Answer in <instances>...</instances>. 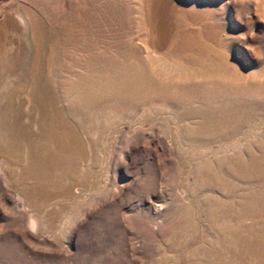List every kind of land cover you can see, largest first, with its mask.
Wrapping results in <instances>:
<instances>
[{"label": "rangeland", "instance_id": "rangeland-1", "mask_svg": "<svg viewBox=\"0 0 264 264\" xmlns=\"http://www.w3.org/2000/svg\"><path fill=\"white\" fill-rule=\"evenodd\" d=\"M50 1L53 5L49 0L48 3L47 0H0V36L4 32V35H10L5 40V52L0 53H6L13 61L10 66L2 65L6 75L0 78V264H211L217 260V254L214 255L216 252L219 253L222 248H228L226 252L234 248L230 241L234 231L238 232L239 238L253 241L255 236L250 228L264 221L261 219L264 218V207L253 204L255 215L249 218L236 201L226 199L225 195L234 191L231 185L241 191H250L254 186L222 172H216L223 180L220 181L221 185H212V174L208 169L209 165L216 167L223 160L224 163L243 165L249 159L247 155L254 139L236 136L225 141H210L208 147L204 142L203 148L181 138L175 112L182 107L184 110L194 106V95L188 100L182 95L205 88L201 86L194 90L162 88V93L147 95L145 92L134 100L131 97L116 96L108 105H104V101H107L103 99L101 103L104 107L98 104L87 109L76 108L70 101L61 102L60 81L65 78L60 74L61 71L56 72V66L60 68L59 65L67 60H76L92 53L82 52L85 47L81 43L76 46L67 43L71 38L66 26L78 22V11L81 16L86 11L84 2L91 6L93 1ZM106 1L96 2L99 3L98 12L102 15L97 36L100 40L98 48L105 58L112 57L118 51V54L115 53L117 56L114 55L119 58L117 61L131 66V46L143 44L137 35H133L138 32L135 26L139 17L134 12L144 0H117V3L116 0ZM189 1L195 3L198 0ZM203 1L214 3L217 7H227L231 0ZM240 3H237V7L233 4L236 10H240L242 18V24L237 20L241 26L237 34L240 36L236 37L240 40V48H245L243 33L252 35L251 38L255 35L257 38L254 39L263 45L264 0H242ZM174 4L178 5L174 7ZM174 4L168 8L170 12H167L169 40L181 36L184 29L202 37L200 31L205 22V26L210 25L216 30L214 34H207L212 41L207 40L215 46L218 41V45L221 42L223 44L224 32L221 31L225 28L227 30L229 26L226 14L217 10L214 17L212 14L211 17L207 16L208 20L204 10L193 7L188 10V6L185 8L180 0ZM229 11L234 14L232 9ZM171 12L175 23L172 22ZM43 14L45 18H39ZM54 14L58 17H54ZM22 15L28 24L29 41L26 39ZM107 17L112 19L107 20ZM180 17L183 24L181 27L178 26ZM58 24L60 29L57 28ZM42 25L45 31L41 29ZM47 28L53 32L49 29L47 33ZM198 29L200 34L196 32ZM229 29L231 31L234 28L230 26ZM132 32L134 34L131 37ZM45 35L48 38L51 35L53 40ZM75 35L77 42L85 39L81 34ZM133 39L136 44H133ZM48 41H53L52 45L49 46ZM58 41L65 51L57 44ZM42 42L49 44L46 43V47ZM105 46L112 47L111 51ZM45 50H48V57ZM113 50L115 52L111 55ZM108 53L111 54L108 56ZM39 54L44 56L39 57ZM63 55L70 57L65 60ZM34 60L37 66L33 64ZM73 60L70 61L71 65ZM42 62L46 67L50 64V76L45 72L43 78L36 80L37 71L44 67L41 66ZM28 64L26 75L29 77L25 76L24 82L20 83L18 79ZM29 72H32V77ZM72 72V69H68L66 73L69 79L74 78ZM169 76L176 77L173 74ZM28 78L32 80L27 81ZM47 80H52L51 91L58 103L49 110L46 117L47 109L33 107L31 119L27 120L30 111L20 108V103L22 106L27 102L28 88H41L40 85H44ZM17 81L18 85L15 83ZM19 88L26 91L22 92ZM12 94H18V97L15 96V107L11 104L14 102ZM252 149L257 153L255 148ZM201 195L205 197L203 202L199 200ZM214 202L220 213L216 223L204 210L206 205L210 207ZM220 240H227L228 243H220ZM226 258L230 262L257 260L242 247L238 251L232 250Z\"/></svg>", "mask_w": 264, "mask_h": 264}, {"label": "bare ground", "instance_id": "bare-ground-1", "mask_svg": "<svg viewBox=\"0 0 264 264\" xmlns=\"http://www.w3.org/2000/svg\"><path fill=\"white\" fill-rule=\"evenodd\" d=\"M92 1H91L92 2L91 6H88V4L86 2L83 3V5H84L83 7H86V9H85L86 11L84 10L85 12L82 14V16L76 8V10L78 11V17H79L78 18L79 20L76 19L78 21L77 23H68L67 22L68 23L66 26L67 32H68L69 37L71 38V39L69 38L70 41H68L67 43L72 44V46H76L77 43L78 44L81 43L85 47V49H84V47H82L84 49V50L82 49L83 50L82 52H88L89 51V53H91V52L92 53L90 55L87 54L89 56H87L85 53L86 57L82 56V58H78V59L75 58L76 60H73V59H70L69 61L67 60V62L65 61V63L63 64L64 66L62 65V63L59 65L60 68H57L58 65L56 66V69L53 67L55 70H57L56 72L61 71L60 74H62L63 75L62 77L65 78V80L60 81V87L62 86L61 91H60V96H59L60 101L61 102L70 101L72 103V105L76 108L87 109V107L92 106V105H95V106L98 104L102 105L101 101L103 99L107 101V102L104 101V105H106L105 103H107V105H108L109 101L111 102L113 99L114 100L116 99V96H121V95L123 97H128V98L131 97V99L134 100L135 98L140 97L141 95L145 94V92H147V95L148 94L150 95V93H152V94L162 93V91H161L162 88H190V89L194 90L195 88H198L199 86L205 87V88L197 89V91H192V93L190 91L191 94L188 93V94H186V96H185V94L182 95L183 98H185L186 100H188V98L192 97L193 95L195 96V98H194V104H193L194 106H192V107L188 106L189 108L184 109V110H182L183 109V107H182L180 110H177L175 112V116H176L177 120L179 121L178 125L180 126L179 135L181 138H184V139L191 141L192 144L194 143L195 146H202L203 148L205 146L204 142H206V147H208V145L211 143L210 141H213V142L225 141L227 139H231V138H234L236 136L254 139L252 141L253 143H251V147L255 148L257 150V153L253 152L252 151L253 149L250 147V149L248 151V155H247L249 157V159L248 160L246 159L247 162L246 161L243 162L244 163L243 165L237 166L236 164H233V163H224V160H223V161H219L218 164L216 165V167L213 165H209V169H208L209 172L212 174L210 177L212 185H215V186L219 185V184L221 185V183H220V181L222 180L221 176L217 175L216 172H222V173H225L229 176H233L234 178H237L238 180H240L243 183L250 184V185L254 186V189H252L250 191H241V190H239V188L235 187L234 185H231L232 189L234 187V189H233L234 191L228 195H225L226 199H228V200L233 199L234 201H236L240 205V207L243 208L245 214L248 215L249 218L251 216L253 217L255 215L254 214L255 212H253L254 210L252 207L253 204L257 203L260 206L264 207V44L261 45L260 41H258L257 39H254L255 33L254 34L252 33L254 35V37L251 38L252 35L248 36V33L244 34L241 31L243 33L242 36L244 35L243 43L245 44L244 45L245 48L244 49L240 48V44H239L240 40L236 37L240 36L237 34L241 30L240 29L241 26H239L240 24L237 23V20L241 22L242 18L240 19L241 12L239 9H238L239 11L236 10V7L239 5L237 3L242 2V0H231L230 5L228 4L229 6L227 5V7H217V6H214V3L210 4V3H208L209 1L206 2L203 0H198L195 3H193L189 0H180L181 3L183 2V4H185V8L188 6L187 7L188 10H190L189 7L190 8L193 7L195 9H199L202 11L204 10L203 13L206 14V18H208L210 16V14H212V16L214 17L215 16L214 14L218 13L217 10L221 11L222 14H226V20L228 21V25H229L227 28L228 31L226 30V28L223 31H221V32H224L223 44H221L222 43L221 42L220 45H218L219 44V41H218L217 43L215 42L216 46L213 45V43L212 44L210 43L212 40L210 38H208L209 35H207L208 33L214 34L215 33L214 31H216V30L214 28L210 27V25L205 26L206 25L205 22H204V28L203 29L201 28V31H200V29H198V31H196L198 33L200 31L202 33V37L200 35H196L197 33L192 34V32L189 33L184 29V33L181 36H174L172 40H169V38H171V37H167V34L169 33V32L167 33V31L169 28L167 27L168 24L166 22L169 19L168 13L170 12V9H168V8L171 5H173L174 3H176L177 0H175L174 3H173L174 0H144V2L142 4L139 3L137 5L139 9L136 8V10L134 12V14L135 13L137 14L136 16L139 15L138 19H136L137 24L135 26V27H137L136 29H138L137 30L138 32H137V34H134L133 32L131 34V37L133 34H134L133 35L134 37H135V35H137L136 36L137 39H140L142 41L141 43H143V44H141V45L136 44V43H134L135 40L133 39V41H132L133 44H136L139 46H136V45L131 46V66H130V64L128 65L123 61L121 62L122 64L119 61H117L119 58L115 57V56H117L116 54H118L117 53L118 51L115 52V50H113L112 54L108 53V56H109V54L113 55V53L115 52L116 53V54L114 53L115 56L113 55L112 57L105 58V55L103 53L104 57H102V53H101L102 50H99L100 40L98 41V38H97L98 33L100 31L101 24H102L101 23L102 21L100 18V17H102V15L99 14L100 11L98 12V9H97L99 3L96 4V2H98L99 0L98 1L92 0ZM107 1H106V3H107ZM57 2L59 3L60 1L57 0ZM64 2H66V1H64ZM72 2L70 1V3H72ZM42 3H43V1H42ZM47 3H48V0H47ZM49 3L52 4V1L49 0ZM54 3H55V1H54ZM101 3L103 4V2H101ZM110 3H109V5H110ZM115 3H117V0ZM233 4L236 7H234ZM52 5H51V7H52ZM67 5H68V2H67ZM177 5L174 4L173 6L175 7ZM58 6H56V7L58 8ZM61 6H62V4H61ZM81 6H79L80 9H81ZM62 7H64V6H62ZM182 7H183V5H182ZM52 8H54V6ZM52 8H50V9L52 10ZM70 8L72 9V7H70ZM108 8H107V10H109ZM230 9L233 10L234 14H232L229 11ZM46 10L50 11L48 9H46ZM81 10H83V9H81ZM172 10L174 11V8ZM176 10H178V9H176ZM191 10H193V9H191ZM70 12L72 13V11H70ZM59 13H57V14H59ZM61 13H62V11H61ZM107 13H109V12H107ZM183 13H184V11H183ZM197 13H198V11H197ZM49 14L51 15V17H53V13L51 14V12H50ZM47 15H45V16L48 17ZM56 15L54 17H56ZM62 15H64V14H62ZM66 15H67V13H66ZM114 15H116V14H114ZM170 15L172 16V12ZM38 16H39V14H38ZM195 16H196V14H195ZM41 17L45 18L44 14H43V16H40L39 18H41ZM51 17H48V18L50 19ZM57 17H58V15H57ZM64 17H65V15H64ZM183 17H184V15H183ZM43 18L40 20H43ZM68 18H70V17H68ZM76 18H77V16H76ZM171 18H172V22H174L173 21L174 17L172 16ZM217 18H218V16H217ZM109 19L111 20L112 18H108L107 20H109ZM175 19H176V17H175ZM23 20H24V17L22 15V22L24 23V27H25L26 33H27L26 39H27V41H29L28 40V24H27L26 20H24V21ZM52 20H51V25H52ZM54 20H55V18H54ZM57 20H59V19H57ZM57 20H56V22H57ZM65 20H64V22L68 21V20H66V21ZM132 20H134V19H132ZM208 20H209V18H208ZM181 21H182V18L180 17L179 22H178L180 24V25L178 24L179 27H181V25H183L181 23ZM202 21H203V19H202ZM204 21H205V19H204ZM216 21H218V19H216ZM258 21H259V18H258ZM258 21H255V22L257 23ZM69 22H71V20ZM73 22H75V21H73ZM115 22L117 23L116 19H115ZM44 23L46 24V20H44ZM44 23L40 22V24H44ZM244 23H246V22L244 21ZM8 24H10V23H8ZM47 24H48V22H47ZM49 24H50V20H49ZM54 24H55V22H54ZM59 24H58L57 28L60 27ZM218 24H220V23H218ZM224 24H227V23H224ZM241 24H242V22H241ZM174 25H177V24H174ZM198 25H201V24H198ZM45 26H47V25H45ZM230 26L234 28L231 31L229 29ZM49 27H51V26H49ZM172 27H173V25H172ZM2 28H4L3 30L6 31L5 26H3ZM189 28H191V27H189ZM217 28H219V27H217ZM41 29H43L45 31L46 28H44V26H43V27H41ZM49 29L47 28V31ZM52 29H54V28L52 27ZM55 29H56V27H55ZM108 29H109V27H108ZM173 29L174 28L171 29V32H173V34H174ZM196 29H194V30H196ZM43 30H41V31H43ZM57 30L58 29H56V31ZM256 30H254V31H256ZM44 31H43V34L45 33ZM56 31H55V33H56ZM61 31H62V29H61ZM188 31H190V29ZM231 32H233V33H231ZM248 32H250V31L248 30ZM2 33H3V31H2ZM4 33H3V35L0 36V52L1 51L5 52L4 48L7 45L6 38L8 39V36H10V35H4ZM47 33H49V31ZM62 33L63 32H61V34ZM176 33H179V32L176 31ZM218 33L219 32H217V34ZM61 34L59 33V35H61ZM75 34H81L82 38L84 37L86 40L81 39L82 40V41L80 40L81 42H79V41L77 42V39H76L77 35H75ZM89 34H90V36H89ZM112 34H114V33H112ZM16 35L17 34H15V36ZM51 35H49V38ZM81 35H79V36H81ZM171 35L172 34H170V36ZM41 36H43V38H44V35H41ZM55 36H56V34H55ZM58 37H61V36H58ZM89 37H91V39L92 38L93 39L90 40ZM255 38H257V37H255ZM53 39H54V36H53ZM53 39L50 38V40H53ZM61 39H63V38H61ZM111 39H113V38H111ZM207 39H209L210 42ZM54 40H56V39H54ZM131 40H132V38H131ZM216 41H217V38H216ZM9 42H11V41L9 40ZM48 42H46V43H48L49 46L52 45L51 42L53 43V41H48ZM42 43L44 45L45 42H42ZM101 43H102V41H101ZM115 43L116 42H114L113 44H115ZM57 44H59V46L61 45L60 42ZM68 44H66V45H68ZM45 46L47 47V44ZM45 46H44V48H45ZM110 46L111 45H109L107 47H110ZM55 47L58 48L57 45ZM107 47L105 46V48L109 49V50L112 48V47L111 48H107ZM114 47L118 49L117 46H114ZM51 48H52V46H51ZM61 48H62V45H61ZM80 48L81 47H79V50H80ZM59 49H60V47H59ZM62 49H64V48H62ZM69 49H70V47H69ZM48 50L50 52H52L50 49H48ZM48 50L44 51L45 53H47V55H46L47 57H48V52H46V51H48ZM6 51H7V49H6ZM55 51H57L56 48H55ZM64 51H65V49H64ZM38 52L40 53V51H38ZM58 53H61V52H58ZM63 53L64 52L62 50V54ZM62 54H60V55H62ZM42 55L44 56V54H39V57ZM60 55H58V56H60ZM71 55H72V53H71ZM15 56H17V54ZM58 56H57V58H58ZM63 56H65V55H63ZM79 56H81V54ZM65 57H66L65 58V60H66V59H68L67 57H70V56H65ZM72 60L74 63L72 62L73 64L71 65L70 61H72ZM132 60H134V61H132ZM12 62L13 61L9 55H7L6 53H0V78L2 77L3 74L6 75L5 68L2 65L5 64L6 66H8V65L10 66V65H12ZM46 62H48V61H46ZM35 63H36V61L33 62V64H35ZM17 64H18V62H17ZM41 66H44V67H41L37 71L38 73H37L36 77H38V79H36V80L43 78L42 75H44L45 72H48V75L50 76V72H49L50 71V69H49L50 64L48 65V67H46V65H44V63L41 64ZM28 68H29V64L26 67L24 74H22V76L19 77L20 79H18V81L20 83L24 82L23 79L25 76H26V78L29 77L26 75ZM54 69H53V71H54ZM68 69H72V71H74L71 73L72 76H74V78L69 79V77L66 76V73H68ZM12 72H14V70ZM31 73L29 72L30 75H31ZM56 74H58V73H56ZM171 74L176 75V77H170L169 75H171ZM30 77H32V75ZM29 79L30 78H28L27 81L32 80V79H30V80ZM51 79H52V77H51ZM18 81L15 82L17 85H18ZM2 83H3V81H2ZM46 83L44 85H40L41 88H33V89L28 88L31 90L29 92L27 89V94H29L28 100H27V102H24V104H22V106L20 103V108L21 107L24 108L26 110V112L30 111V114H27V117H26L27 120L31 119V112H32L31 110L33 107L34 108L41 107V109H43V108L47 109V112L45 113V117H46L49 110L51 108L55 107V105L58 103L55 95L51 91L52 80H47ZM34 84H35V82H34ZM19 85H21V84H19ZM207 86H209V87L217 86L219 88H206ZM20 90H18V91H20ZM23 91H26V90L23 89ZM165 91H166V89H165ZM22 92L20 94H22ZM163 93H164V91H163ZM18 94L17 95L12 94L14 97L13 98L14 102H12V103L10 102V103L13 106L15 105V98L18 97ZM20 94H19V96H20ZM24 94L26 95V93H24ZM24 94H23V96H24ZM12 95H10L9 97L11 98ZM24 99H25V96H24ZM181 101H183V100H181ZM117 103L118 102H116V104ZM95 106L93 108H95ZM179 107H181V106H179ZM203 179L206 180V178H203ZM224 183H226V182H224ZM204 198L205 197L203 195H201L199 197V200H201L203 202ZM204 210L212 218V220L215 221V223L218 221V219H220V213L218 212V209L216 207L215 202L210 207H208L206 205ZM261 219L264 220V218H261ZM250 229L255 236V239L253 241L252 240L249 241L247 239L239 238L238 232L234 231V233L232 234L231 239H230V241H232V243L234 244L233 245L234 248L229 250L230 252L225 251L228 248H222L223 250L218 251L219 253L216 252L214 255L217 254L216 255L217 260L213 261L211 264H264V251H261V249H264V221L261 222V224L252 225ZM227 240H220L221 241L220 243H223V244L228 243ZM241 247L248 250L250 255L251 256L253 255L257 260L256 261H245V262H239V261L238 262H233V261L230 262V261H228V258H226V257L229 256L231 251L232 250L238 251ZM214 255H213V257H214Z\"/></svg>", "mask_w": 264, "mask_h": 264}]
</instances>
